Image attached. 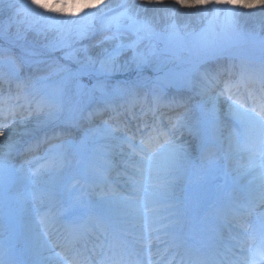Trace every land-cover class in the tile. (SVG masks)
I'll return each mask as SVG.
<instances>
[{
    "label": "snow or ice",
    "instance_id": "6c2138e0",
    "mask_svg": "<svg viewBox=\"0 0 264 264\" xmlns=\"http://www.w3.org/2000/svg\"><path fill=\"white\" fill-rule=\"evenodd\" d=\"M257 6L264 8V0H145L121 5L115 15L106 17L103 39L84 45L85 38L94 36L97 20L110 10L104 0H23L19 4L0 0V14L7 15L9 29L16 25L18 39L34 33L47 41L46 47L67 49L69 58L77 54L72 67L41 68L43 61H36L37 66H29L26 75L21 74L23 64L15 56L0 62V172L8 198H14L23 180L51 167L63 168L71 146V142L49 144L46 138V156L31 155L40 150L41 143L21 149L27 142L12 139L14 130L8 129L26 121L25 111L29 115L42 112L49 120L57 119L66 105L71 113L79 112L85 102L82 78L86 76L88 103L104 104L88 114L89 120L111 113L102 119L98 136H86L77 146L92 184L101 188L97 211L87 223L104 239L96 237L98 242L89 245L83 226H65L61 232L62 213L45 206L54 194L34 188L28 196L35 205L38 231L28 227L31 237L18 235L14 256L0 259V264H264V39L258 60L240 51L238 66L172 73L175 83L164 84L159 91L139 90L152 76L162 79L158 73L163 69L155 62L158 53L152 41L157 29L150 11L173 21L168 25L172 33L177 30L175 19L184 12L211 16L208 31L215 37L213 21L234 29L242 10ZM199 47L218 45L205 40ZM129 68L136 69L137 79L121 86L123 103L117 104V94L109 91L111 81ZM36 72L47 74L36 76ZM192 75L199 77L197 94L202 97L196 116L180 111L186 108L182 97ZM165 95L170 99L163 102ZM162 106L171 111L167 123ZM130 121L136 123L130 126ZM181 129L198 141L192 151L190 142H178L176 132ZM125 130L130 134L116 135ZM51 139H60V134L54 133ZM113 140L118 144L110 143ZM116 148L125 157L123 170L116 174L132 173L124 190L111 179ZM234 156L247 164L237 162L232 168L239 194L233 191L218 197L207 214L198 218L197 208L175 195L180 180L193 171L219 169L224 160L231 165ZM17 159L19 164L14 162ZM38 160L45 162L33 166ZM208 219L215 221L213 227L207 226Z\"/></svg>",
    "mask_w": 264,
    "mask_h": 264
},
{
    "label": "rangeland",
    "instance_id": "374dc122",
    "mask_svg": "<svg viewBox=\"0 0 264 264\" xmlns=\"http://www.w3.org/2000/svg\"><path fill=\"white\" fill-rule=\"evenodd\" d=\"M15 2L19 4L23 3V0H15ZM168 2L171 3V0H168ZM104 3L110 5V10L106 12L104 19L97 20V30L94 36L85 38L82 41V44L87 45L93 40L99 41L103 39V36L106 35V33L102 31L106 17L115 15L116 12L120 11L121 5L145 3V0H104ZM98 7H103V4L98 5ZM251 10L253 11V13ZM259 10H264V8H261L259 6ZM249 12L250 14H245V12H243L242 10V14L238 16L237 24L234 29H225L222 21H213L212 27H214L216 35L215 37H212L208 31L209 20L212 19L211 16L205 18L200 13L185 12V18L182 17L184 16V14L182 13L183 15H180L175 19L174 22L177 24V30L175 33H172L171 29L168 28V25L173 21L167 18H163L161 15L150 11L148 15L156 23L157 29V36L152 41L158 53V56L155 58V62L163 69L158 73V75L162 79L160 81H157L154 76L153 78L145 80L139 88L140 92L143 93L159 91L164 84L175 83L176 81L172 77V73L194 74L196 73L197 69L203 71L207 68V70L213 71L214 69H212L210 65L229 63L231 59L228 60L226 56L228 55L233 57V54L237 55L240 51H253L252 55L254 57H257V53L254 52L257 50L261 52L260 41L264 39V18L257 17L263 14H259L258 11L256 15L255 8L250 9ZM8 24L9 20L7 15L0 14V62L4 61L7 56H15L23 64V72L21 73L22 75L28 74L29 66L35 68L37 66L35 63L36 61H43V63L39 65V67L41 68H44L47 65H52L53 67H58L61 65L67 67L74 66L75 57L77 55L76 53H73L72 57L69 58V50L62 49L60 47H46L47 41L36 37L34 33H29L25 39H18L16 36V25L13 24V26L9 29L7 27ZM205 40H215L218 47L201 49L199 47V43ZM77 47H80V45H77ZM189 49L192 50L191 53L188 51ZM223 49H227V51H223ZM229 53H231V55ZM212 55L215 57L211 58L210 56ZM80 56L82 58V54H80ZM233 65L238 66L239 61H237V63H233ZM133 71L136 73L135 76H137L136 69L129 68L123 72L118 73L116 77L111 81L113 87H111L109 91L117 94L116 98L119 97L121 86L126 82L133 81L132 77L130 76L131 72ZM34 74L36 76H41L46 75L47 73L36 72ZM53 79H58V77L54 76ZM198 80V75L191 76V86L183 96V99L188 100L190 103H193V107L196 108L197 115L200 113V106L202 104V97L197 94L200 90ZM155 81L157 83H161V85L157 87L156 84H154ZM82 83L86 86L82 90L85 100L83 105L85 106L82 107L79 112H76L74 114L71 113L69 110L70 106L66 105L65 110L59 113L58 118L55 120H49V118L41 112L43 117L41 121H32L31 117L29 116L24 122L25 124L16 123L10 125L15 126L16 128L23 129L22 134L18 135V138H16V140L27 142L28 140H32V138L35 139L36 136H40L41 141L47 138L49 140V144L53 145L59 144L61 142H64L66 144L71 142V146L66 150L65 157L69 156L70 161L76 163L75 165L78 168H71V171L74 173L77 172L79 175H81V173L83 172V160L77 151V146L85 140L86 136L90 138L93 135H99L97 129L100 127V125L96 123L100 122V120L94 122V125L97 127L95 130L93 129V131H89L88 133L77 132L75 136L66 138V140L51 139L52 136L44 133L49 131L51 128L54 129L56 127L62 126L63 121L66 120H71L73 126H77L78 118L81 117L82 119V116L84 117V113H86L85 111L90 110L89 108L92 109L104 106V104L98 100L92 103H88V77H83ZM69 128L70 127H66V129ZM133 130L135 129L133 128ZM46 149L42 151L41 157L46 156ZM120 168H124L123 162L120 163ZM65 169L66 167L64 165L63 168H59L57 170L55 168L42 170L40 174H42L43 179L45 180L43 185L46 188L44 189L40 186L39 189H47L48 191L52 192V189L56 190L60 183L64 184L68 182L67 175L65 174V171L68 170ZM46 172L48 175L45 174ZM76 178L69 181L68 183L75 181ZM59 179H62V182H60ZM25 195L27 197L28 193Z\"/></svg>",
    "mask_w": 264,
    "mask_h": 264
},
{
    "label": "bare ground",
    "instance_id": "6f19581e",
    "mask_svg": "<svg viewBox=\"0 0 264 264\" xmlns=\"http://www.w3.org/2000/svg\"><path fill=\"white\" fill-rule=\"evenodd\" d=\"M249 11H250V9L249 10H243V12H245V14H250ZM255 12H256V15H257V12L259 14L262 13L263 15H260V16H257V17L264 18V10H259V6H258V8L257 7L255 8ZM252 13H253V11H252ZM183 14H184V16H182V17L186 18V13L184 12ZM183 14H181V15H183ZM249 54H251V53H249ZM212 67H214V66H212ZM221 68H223V67H221ZM5 87H7V86H5ZM5 87L3 86L4 89H6ZM165 98L166 97L163 98V102L167 101V99H165ZM161 110H166V113H169V111H170L169 108L163 107V106H162ZM180 111H182V112L187 111V114L189 116H194L193 109L192 108H188L187 105H186V108L184 110L180 109ZM23 115L25 117L30 116L31 120L35 121V122L41 121L43 119L41 112L40 113L33 112L31 115H28V116H26L25 113H23ZM17 118L20 120V116L19 117L17 116ZM165 118L167 119L166 115H165ZM88 121L89 120L84 119V120H82V122H83L82 124H84L86 126ZM135 123H136V121H134V124ZM17 124H23V123H19L18 122ZM20 129L21 128H16L15 126H10L9 127V129H8L9 131H11V130L15 131V133L13 134L12 139L16 140V138H18V135L22 134L23 129H21V130ZM82 129H83V127H79L78 130H82ZM57 131L61 132L62 134L68 132V131H65V130L61 131L60 129H58ZM125 131H127V130H125ZM125 131H122V132H125ZM185 133H188L187 130H185V129H181V130L176 132V137L178 138V142L182 141V140L183 141H188V142L190 141V140H186ZM2 140H3V138H0V141H2ZM110 143H112L113 145H116V144H118V141L113 140V141H110ZM194 147L195 146H192V145L189 144V150L190 151H192ZM2 151H3V147L0 146V152H2ZM117 155L118 156L121 155L118 148L114 149V155H113V162L114 163H117L119 161V158L117 157ZM121 156H123V155H121ZM120 159H122V158H120ZM237 162H239L240 164H242L244 166H247L246 161H244L241 157L234 156L233 159H232L231 165H229V162L227 160H224V161L221 162V165H220L219 169H207V168H204V169H201V170L193 171V173L191 175H189L186 178L180 180L179 185H178V187L176 189V193H175L176 197L179 199V197H182L185 194L190 195V198H189V201H188L187 204L189 206H195L197 208V212L195 213V215L198 216L199 213L202 210L210 209L213 205L216 204V201H214L216 199V194L213 193V190L217 191L218 189H221V182L218 181L219 180L218 178H222L223 180H226L227 183L231 182V181L234 182L233 177L235 176V173L232 172V168H234L236 166ZM67 165H70V162H68ZM224 165H226V167H224ZM225 169H228V170L225 171ZM84 172L87 173L86 168L84 169ZM85 173H84V180L91 181V178L88 177V176H85ZM116 173H117V171L114 170L111 176H113L115 174V177H119L120 175H117ZM200 174H204L205 178L200 180L198 178V175H200ZM131 175H132V173H131V170H130V173H129V175L126 176V179H125L124 183L122 184V186H120L118 188H120L121 190L126 189L127 186H128L129 177ZM189 179H191V182H190L191 188L186 193L184 191V185L188 184L187 181ZM250 179H251V177L247 178V180H250ZM247 180L241 181V183H246ZM31 181H33L35 184H42L44 182L43 178H41L40 176L32 177ZM203 181H204V183H203ZM34 183L32 185H34ZM236 185L239 186L238 184H236ZM97 202H98V200L95 202L96 207H97ZM34 206H35L34 204H28L27 205V208H28V210L31 213L34 212L33 211ZM209 221H210L209 222L210 225L213 227L215 225L213 223V220L209 219ZM89 227H91V224L89 225ZM32 228L34 230L38 231V228H37L36 224H34ZM10 230H12V229H9V231ZM6 232H8V230ZM11 233L12 234L9 237H7V238L4 237L3 238L2 236L5 233L3 232V234H2V229L0 228V242H1V246L2 247H3V245L5 246L7 244L15 243L18 235L22 234V233H19L18 228L16 230L12 231ZM31 236H32V233H30V235H28V237H31ZM1 246H0V248H1Z\"/></svg>",
    "mask_w": 264,
    "mask_h": 264
}]
</instances>
